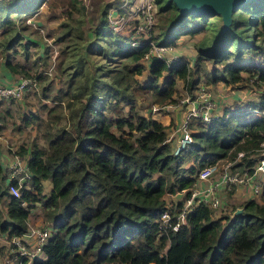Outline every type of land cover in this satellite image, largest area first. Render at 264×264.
I'll return each instance as SVG.
<instances>
[{"label":"trees","instance_id":"trees-1","mask_svg":"<svg viewBox=\"0 0 264 264\" xmlns=\"http://www.w3.org/2000/svg\"><path fill=\"white\" fill-rule=\"evenodd\" d=\"M154 2L159 15L157 32L152 35L150 29L154 42L171 45L181 34L201 32L193 42V62L177 57L143 64L147 46L132 45L127 35L109 27L107 10L115 6L119 14L125 12L121 0L105 2L95 24L82 0H0V54L9 73L26 74L9 59L17 46L26 57L32 43L24 35L28 26L19 25L21 15L44 3L59 6L63 15L55 36L62 43L55 70L63 88L52 95L46 73L31 76L50 104L38 106L45 118L34 110L21 117L24 124L36 125L42 143L31 139L11 152L28 174L17 195L9 192L16 180L5 181L0 162V236H21L37 216L49 227L41 257L30 264H264V180L259 201L238 203L240 213L216 216L199 202L173 230L160 220L167 211L169 224L176 221L200 169L225 157L233 160L238 152L231 167L247 168L261 148L264 116L253 109L264 107V0H251L233 12L224 31L219 16L180 15L169 0ZM36 45L37 56L46 58L39 53L43 46ZM144 69L148 78L141 83L136 75ZM179 79L187 93L218 82L260 90H249L256 96H245L239 108L224 106L207 121H188L191 140L173 154L166 124L139 113L136 104L176 103ZM179 193L180 200L165 199ZM3 249L0 244V256Z\"/></svg>","mask_w":264,"mask_h":264},{"label":"built area","instance_id":"built-area-1","mask_svg":"<svg viewBox=\"0 0 264 264\" xmlns=\"http://www.w3.org/2000/svg\"><path fill=\"white\" fill-rule=\"evenodd\" d=\"M131 12L136 16L137 23L131 19L133 26L127 32L128 41L132 45L144 44L147 46L146 51L141 57V62L147 64L152 58L164 60L166 63L171 62L177 57H185L176 52V44L163 45L154 42L150 38V29L153 25V17L155 18L156 5L154 0H136L135 6L131 8ZM108 22L118 25L120 18L116 13H109ZM188 60V59H187ZM38 86L37 80L31 77H18L16 79L0 81V99L11 100L21 98L23 94L36 89ZM231 89V88H230ZM236 90L232 89L230 91ZM228 94L213 93L203 85L199 84L195 87V92L190 96L185 94L180 100L185 102V109L182 118L173 130L175 139H172V153L176 154L186 143L190 142V131L187 128V122L192 119L207 121L216 115L217 107L223 102V97ZM244 94L240 98H243ZM256 115L264 116V107L257 111ZM173 137V134L171 135ZM261 148L257 158L249 167L236 168L231 167V164L239 160L242 152H238L236 160L220 163L217 167V162L205 166L196 174L195 183L189 189L187 196L183 197L180 204V209L175 214L176 221L169 224V215L165 211L161 214L160 220L162 223H167L170 229H175L180 224L185 223V213L191 207L199 202L207 205L210 209L220 207V198L216 191L218 188H230L233 185H241L243 189H248L251 195H258L260 191V183L264 179V140L261 142ZM254 158V157H253ZM0 162L7 171L8 180L14 178L16 186H9V192L17 195V189L21 186L23 180L28 176L26 169L21 159L15 153H12L6 160V156H0ZM168 221V222H167ZM49 236V227L40 224L27 225L26 231L19 237L13 236L7 238L0 236V244L4 246L3 253L0 256L2 264H30L35 259L42 255V245Z\"/></svg>","mask_w":264,"mask_h":264},{"label":"rangeland","instance_id":"rangeland-1","mask_svg":"<svg viewBox=\"0 0 264 264\" xmlns=\"http://www.w3.org/2000/svg\"><path fill=\"white\" fill-rule=\"evenodd\" d=\"M105 2H120V0H82V5L84 6V11L86 14L92 18L93 23H97L98 21V12L99 10L104 6ZM136 4V0H131L128 2V0H121V3L119 7H122L125 12L122 14H119L117 12V8H114L115 6L109 8L107 10V16L109 13H116L117 17L120 18V23L118 25H115L109 22V27L111 28L112 32L119 33L126 35L129 28L133 26V22L131 19L135 20L134 22L137 23L136 16H139V13L136 15L131 12L132 6L134 7ZM61 8L58 6L56 8H50L46 3L41 4L39 7H37L33 12L28 14H22L21 15V22H19V25L25 24L28 26L27 29V35L24 33L26 40L28 42H32L28 44L27 46V56H23V51L20 49V47H16L17 52L12 53L9 55V59L11 60L12 64H18L17 68L22 67L24 70H26V74L21 75V73L18 72H12L9 73L6 72L3 69L2 62H3V55L0 54V81H4L6 78L3 75L4 72L8 74L12 79H16L18 77H33L37 73H46L48 75V78L50 79L49 83H51V90L50 94H55L56 88H63V78L62 75H58L56 73V63L59 59V50L62 43H59L58 41H55V36L59 32V22L62 19L63 15L60 14ZM159 15L155 13V18L153 17V26H151V34L154 35L157 32V26L156 23L158 21ZM162 36V35H161ZM201 36V32H198L193 35H179L174 42L178 41V44H176V52L179 54H182L187 58L190 62H193L196 53L193 48V42L196 41ZM22 42H25L22 40ZM41 44L43 46L41 50L39 51L42 56L39 58L37 56V47L36 44ZM246 55V54H245ZM249 56V55H247ZM243 60H246V56L242 57ZM205 66L207 69H210L212 67L211 62L205 61ZM136 78L139 82L145 83L148 78L147 70L144 69L140 74L136 75ZM164 77L159 78V82L163 80ZM165 79V78H164ZM38 82L37 91L33 94H25L21 98L17 99V102L13 101H6L4 99H0V117L2 120H0V125L2 126L0 129V152L6 156V158H9L11 156V152L17 148L19 144H25L27 145L31 139L35 140L39 144L41 142V138L35 133L37 130L36 125L34 123H28L24 124V120L21 119L22 116H25L28 110H34L38 112L37 114L45 118L47 117V114L43 111L42 108L38 107L41 103L50 104L49 99H44L40 97V81L36 79ZM177 82V88H178V94L179 97L177 99V102L174 104H166L162 107L156 106V105H146L147 102L143 101L142 103L136 104V109L139 113L145 114L150 113L152 115L154 112L160 117L161 115H164L161 119L166 120V131L170 133V136L173 134V137L171 136V139H175L174 129L176 128L177 124L179 123L180 119L183 116L184 109L186 107L185 102H181L180 100L183 98L185 94H189L190 96L195 92V89L192 90L190 93H187L186 90L183 88L182 81L179 79ZM205 87L210 90L213 93H220L225 94L228 90L224 89L221 85L217 86H206ZM243 89H238L240 93L244 94V97L252 98V96H256L257 93H259L260 88H253V86L246 84L243 86ZM35 89V90H36ZM34 90V91H35ZM249 90L256 91V94H248ZM251 92V93H252ZM29 93V92H28ZM243 97V98H244ZM242 101H238L237 99L233 100V98L223 97V102H221V105L217 107L216 113L219 112L224 106H228L230 108L236 109L240 107V104H243L246 99ZM6 108L8 112L6 113ZM249 114V113H248ZM152 118V117H151ZM4 153H3V152ZM258 152L256 155H254V158H257ZM236 160V158H234ZM226 161H231L228 157H225L221 160L216 161L217 167H220V163H224ZM47 181L43 182V190L48 191V185ZM231 188V187H230ZM228 192V188H222L216 191L217 196L220 198V207L213 210L214 215H221L222 213H229L232 211V208H236L237 206H234L233 204H236V202H230L229 200H226V195ZM183 193H179L176 195H166L165 199L167 201L172 200H180L179 196H181ZM225 194V195H224ZM224 195V196H223ZM230 200H234L232 196H228ZM231 203L232 206L229 204ZM35 223H44L42 219L36 218ZM34 223V224H35ZM33 225V224H30ZM0 264H2L0 262Z\"/></svg>","mask_w":264,"mask_h":264},{"label":"water","instance_id":"water-1","mask_svg":"<svg viewBox=\"0 0 264 264\" xmlns=\"http://www.w3.org/2000/svg\"><path fill=\"white\" fill-rule=\"evenodd\" d=\"M180 15L219 16L220 30L228 28L231 14L251 0H169ZM241 212L240 207L231 211V215Z\"/></svg>","mask_w":264,"mask_h":264},{"label":"crops","instance_id":"crops-1","mask_svg":"<svg viewBox=\"0 0 264 264\" xmlns=\"http://www.w3.org/2000/svg\"><path fill=\"white\" fill-rule=\"evenodd\" d=\"M181 35H183V34H181ZM187 35V34H186ZM189 61V60H188ZM190 62V61H189ZM3 75L5 76V78H6V80H10V79H12L10 76H8V74H6V72H4L3 73ZM217 85H221L224 89H227L228 91V94L225 96V97H228V100H229V98H233V100H235V99H237L238 101H241V99L242 98H240L241 97V95H242V93H240L238 90H233V91H230V90H232V89H235V88H229L230 86H224L222 83H220V82H218L216 85H214V86H217ZM244 100V99H243ZM151 117L153 118V119H155V120H157V121H159L160 123H162V124H166V120L165 119H161L162 117H164V115H161L160 117L154 112L152 115H151ZM3 152V151H2ZM4 153V152H3ZM0 156H2V153L0 152ZM6 160H7V158H6ZM264 180V179H263ZM5 181L7 182L8 181V177L6 176V178H5ZM48 185V188H49V184H47ZM219 189H222V188H218V190ZM217 190V191H218ZM225 195V194H224ZM223 195V196H224ZM228 196H232L233 197V199L234 200H230L229 198H228ZM250 198H253V199H255V200H257V201H259V196L258 195H251L250 193H249V190L248 189H243L242 188V186L241 185H233L231 188H228V192H227V195H226V200H229L230 202H236L237 204L238 203H241V202H243V201H245V200H247V199H250ZM231 206H232V204L231 203H229ZM234 206H237L236 204H233ZM238 207V206H237ZM39 211V207H37V208H34L32 211H31V214H34V213H36V212H38ZM36 218H38V219H40L41 220V218H40V216H37ZM36 220V219H35ZM35 220L34 221H32V220H30L31 222L30 223H28L29 225L30 224H34L35 223ZM36 224V223H35ZM37 224H40V223H37Z\"/></svg>","mask_w":264,"mask_h":264}]
</instances>
